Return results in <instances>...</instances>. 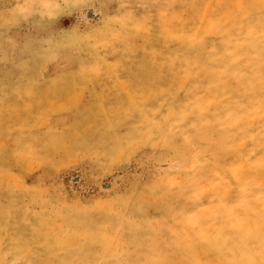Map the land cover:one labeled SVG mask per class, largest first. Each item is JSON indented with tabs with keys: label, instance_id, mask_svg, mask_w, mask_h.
Returning a JSON list of instances; mask_svg holds the SVG:
<instances>
[{
	"label": "rangeland",
	"instance_id": "obj_1",
	"mask_svg": "<svg viewBox=\"0 0 264 264\" xmlns=\"http://www.w3.org/2000/svg\"><path fill=\"white\" fill-rule=\"evenodd\" d=\"M0 264H264V0H0Z\"/></svg>",
	"mask_w": 264,
	"mask_h": 264
}]
</instances>
